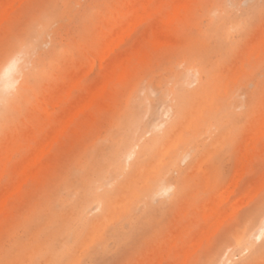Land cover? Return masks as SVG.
<instances>
[{"label": "rangeland", "instance_id": "1", "mask_svg": "<svg viewBox=\"0 0 264 264\" xmlns=\"http://www.w3.org/2000/svg\"><path fill=\"white\" fill-rule=\"evenodd\" d=\"M145 1L0 0V66L27 61L0 117V264H264L244 234L264 215V0ZM127 130L161 136L138 166L111 162Z\"/></svg>", "mask_w": 264, "mask_h": 264}, {"label": "bare ground", "instance_id": "2", "mask_svg": "<svg viewBox=\"0 0 264 264\" xmlns=\"http://www.w3.org/2000/svg\"><path fill=\"white\" fill-rule=\"evenodd\" d=\"M14 1H16V0H13V2H11V4H12V6H13V3H14ZM142 1V0H141ZM151 0H149V1H145L146 3L147 2H150ZM18 2H20V1H18ZM137 2V1H136ZM123 3H125V2H123ZM142 3V2H141ZM11 4H9V5H11ZM138 4V3H137ZM8 5V6H9ZM142 5H143V3H142ZM10 7L11 9H13V7ZM130 6V5H129ZM146 7V6H145ZM3 10H5V9H3ZM175 11H176V13L178 12V6H176V8L174 9ZM91 11V10H90ZM144 11V10H143ZM2 12V11H1ZM5 13V12H4ZM4 13H3V15H4ZM146 13V12H145ZM149 14H151L150 12H149ZM3 15H1V18H2V16ZM136 15V14H135ZM138 16H139V14H138ZM140 16L141 17H143L142 16V13L140 14ZM135 17V16H134ZM133 17V18H134ZM0 18V19H1ZM7 18V17H6ZM132 18V19H133ZM3 19H5V18H3ZM116 19V18H115ZM123 19V18H122ZM121 19V20H122ZM126 19V18H125ZM129 19V18H128ZM2 20V19H1ZM155 20V19H154ZM123 21H124V19H123ZM128 21H130V20H128ZM135 21H136V18H135ZM134 20H132V22H135ZM139 21V20H138ZM143 21H145V19H143ZM126 22V21H125ZM131 22V23H132ZM133 24V23H132ZM135 24H136V22H135ZM134 24V25H135ZM131 25V24H130ZM124 26H126V27H123L124 29L122 30V32L124 33L126 30H128L127 29V24H125ZM132 26V25H131ZM136 26V25H135ZM174 27H175V25H173ZM41 27V26H40ZM126 28V29H125ZM130 28V27H129ZM132 29H134V27H132ZM133 31V30H132ZM119 32H120V30H119ZM122 32H120V33H122ZM127 32V31H126ZM115 33H116V31H115ZM122 33V34H123ZM160 33V32H159ZM127 34H129V33H127ZM116 35H118V34H116ZM119 36H121L122 37V35L120 34ZM119 36H118V38H119ZM160 36H161V33H160ZM111 37V36H110ZM113 38H116V37H113ZM112 37H111V39H113ZM117 38V39H118ZM168 38V37H167ZM166 37H165V39H167ZM121 39H123L124 40V38L122 37V38H120V39H118V40H121ZM108 40V39H107ZM117 40V41H118ZM145 40V39H144ZM114 41H116V40H114ZM115 42L117 45H118V43H119V41L118 42ZM109 42H110V39H109ZM108 42V43H109ZM113 42V41H112ZM107 43V42H106ZM108 43H107V45L106 46H108ZM104 44V43H103ZM110 44H111V42H110ZM109 44V45H110ZM113 44V43H112ZM114 45V44H113ZM112 45V46H113ZM111 46V49H113L114 47H112ZM115 46V45H114ZM110 47V46H109ZM255 47V46H254ZM104 49H105V46H104ZM104 49H103V51H104ZM25 50V49H24ZM110 52H111V50H110ZM113 52V51H112ZM23 54V53H22ZM106 54H107V52H106ZM243 54V53H242ZM248 54V53H247ZM104 55H105V53H104ZM109 55V54H108ZM107 55V56H108ZM15 56V58H16V64L11 68V70H9V67H8V63H7V61L11 58V57H14ZM103 56V55H102ZM107 56H103V58L104 57H107ZM244 56V55H243ZM242 58V57H241ZM103 60V59H102ZM25 61V62H24ZM26 60L24 59V57L23 56H20V54H18V53H13V54H11L10 56H8L7 58H6V60L2 63V65L0 66V117H2V114H3V112L7 109V105H9L10 104V102H12L13 100H14V96H16L18 93H20L21 91H22V89H23V87H24V81H22V79H23V68H24V66H25V64H26ZM100 62H101V60H100ZM25 63V64H24ZM95 63V62H94ZM124 63V62H123ZM94 65V64H93ZM96 65V64H95ZM102 66V65H101ZM111 66V65H110ZM124 66V65H123ZM110 71V70H109ZM195 71V70H194ZM233 71V70H232ZM195 73H197V75L195 74ZM195 73H192L191 71H190V68H187V70L183 73L184 74V79L183 80H188V79H191L193 76H198V72L196 71ZM74 78H75V76H74ZM80 78V77H79ZM71 79V78H70ZM82 79V77L80 78V80ZM197 79V78H196ZM195 79V77H194V80H196ZM72 80V79H71ZM108 80H109V78H108ZM105 81V83L104 84H102L103 82L101 81L100 83L101 84H98V85H103L104 86V88H106L105 86H107L106 84L108 83H106V81H107V79L106 80H104ZM199 81V80H198ZM198 81H196V82H198ZM187 82V81H186ZM236 82V81H235ZM194 84V83H193ZM192 84V85H193ZM227 84H228V81H227ZM75 85H76V83H75ZM191 85V86H192ZM68 87H70L69 85H68ZM98 87V86H97ZM100 89V88H99ZM193 89V88H192ZM72 90V89H71ZM95 90V89H94ZM194 90V89H193ZM226 90V89H225ZM14 91H16V95H15V93L13 94L12 92H14ZM41 92V91H40ZM98 92V91H97ZM46 93V92H45ZM10 94H13V96H11ZM96 94V93H95ZM194 94H196V93H194ZM70 95V94H69ZM91 97V96H90ZM95 97V96H94ZM93 97V98H94ZM93 98H90V100L91 99H93ZM167 98H169V97H167ZM88 99H89V97H88ZM233 99V98H232ZM242 99H243V97H242ZM73 101V100H72ZM77 101V100H76ZM76 101H74V102H76ZM86 101H87V99H86ZM85 102V101H84ZM84 102H82V103H84ZM88 102V101H87ZM87 102H86V104H87ZM79 103H80V101H79ZM89 103V102H88ZM91 103H92V100H91ZM91 103H89L88 105H91ZM7 104V105H6ZM85 103H84V105L83 104H81L82 105V107L83 106H85L86 105ZM39 105V104H38ZM45 105V104H44ZM88 105H87V107H88ZM47 106V105H46ZM68 107V106H67ZM81 107V108H82ZM149 107V106H148ZM37 108V107H36ZM35 108V109H36ZM47 108V107H46ZM84 108V107H83ZM82 108V109H83ZM37 110V109H36ZM73 111V110H72ZM71 111V112H72ZM161 112V111H160ZM159 112V113H160ZM73 113V112H72ZM71 114V113H70ZM75 114H76V111H75ZM74 114V115H75ZM77 114H78V111H77ZM63 114H62V112H61V115L60 116H62ZM74 115H72V117L74 116ZM69 116V115H68ZM77 116V115H76ZM69 117H71V116H69ZM71 117V119H73ZM68 120L67 119V117H65L64 118V120ZM70 119V120H71ZM67 122V121H66ZM65 122V123H66ZM66 124H68L69 125V122H67ZM64 126H65V124H64ZM64 126H62L63 127V129H64ZM58 127V126H57ZM65 127H67V126H65ZM154 127V126H153ZM140 127L138 126V129H139ZM155 128H158V127H155ZM16 129V128H15ZM66 129V128H65ZM264 129V128H263ZM62 130V129H61ZM160 130H162V127L160 128ZM21 132H22V130H20ZM62 131H64V130H62ZM133 131H137V129H134ZM133 131H129L128 132V130L127 131H125V133L122 135V137H121V139L116 143V146H115V148H114V150H113V159L111 160V162H114V163H119L120 162V160L121 159H125V162H128V164L130 163V161L132 160V159H134L135 160V162H136V166H138L141 162H143L144 161V157H147V155L148 154H150V153H152L153 152V150H154V148H155V146L157 145V144H159V142H160V139H161V136H155V137H153L152 138V140H151V142L149 143V144H145V145H143L142 147H141V145H140V143H139V139L140 138H142L143 136H141V135H138V137L136 136V134L135 133H133ZM154 131V130H153ZM156 131V130H155ZM48 132H50V131H48ZM59 132V131H58ZM81 132V131H80ZM79 132V133H80ZM138 132V131H137ZM64 133V132H63ZM161 133V132H160ZM21 134V133H20ZM51 134H52V132H51ZM54 134V136H56L55 138H54V140L55 139H57L58 138V135L56 134L55 135V133H53ZM53 134H52V136H53ZM171 138V137H170ZM254 138V137H253ZM9 139V138H8ZM233 139V138H232ZM10 140V139H9ZM12 140V139H11ZM49 140V139H48ZM47 140V141H48ZM53 140V141H54ZM53 141H52V143H53ZM82 141V140H81ZM169 141H171V140H169ZM9 143H10V141H8ZM46 142V141H45ZM43 143L45 146H47L48 144H49V141L47 142V143ZM249 142V141H248ZM51 143V142H50ZM51 143V144H52ZM51 144H50V146H51ZM169 145V144H168ZM173 145V144H172ZM7 146H9L8 144H7ZM44 146V147H45ZM170 146V145H169ZM171 148V147H170ZM50 149V148H49ZM38 150V152L40 153V151L39 150H41L42 151V153L41 154H44L45 153V151H44V149L42 148V149H37ZM167 150H169V149H167ZM255 150V149H254ZM260 151V150H259ZM44 152V153H43ZM257 152V151H256ZM38 153V154H39ZM165 153H167V151L165 152ZM34 155V154H33ZM36 155V154H35ZM31 156H32V154H31ZM248 156V155H247ZM245 157V158H248V157ZM29 158H31V157H28V161L30 160ZM33 158L35 159V156H33ZM41 158V157H40ZM204 157H202V159H203ZM162 159V158H161ZM193 159V158H192ZM249 159V158H248ZM40 160V159H39ZM143 160V161H142ZM186 160V159H185ZM35 161V160H34ZM187 161V160H186ZM33 162V161H32ZM149 162V161H148ZM150 163V162H149ZM148 163V164H149ZM202 163H204V162H202ZM202 163H201V165H202ZM31 163L29 162V165H30ZM128 164H127V166H128ZM192 164V163H191ZM243 164V163H242ZM26 165H28V164H26ZM25 165V166H26ZM19 166V165H18ZM242 167H244V165H241ZM27 167V166H26ZM26 167H25V169H26ZM30 167V166H29ZM242 169H244V168H242ZM241 170V169H240ZM24 171V170H23ZM147 171V170H146ZM26 172V171H25ZM125 172V171H124ZM244 172V171H243ZM236 173H238V171L237 172H235V174ZM241 173V174H240ZM237 175H239V177L241 178V175H242V172L241 171H239V173L237 174ZM24 177V176H23ZM122 177V176H121ZM236 177H238V176H236ZM239 177H238V180H239ZM235 180H236V178H234ZM234 179H233V181H234ZM111 180V179H110ZM107 181V180H106ZM117 181V180H116ZM24 182V181H23ZM96 182V178L94 179V178H90L87 182H86V184L84 185V188L86 189V193H88L87 194V196H86V201H85V203H84V205H83V207L81 208L83 211L85 210V208H87L88 206H89V204L90 203H92V202H96V201H100V198H99V196L97 195V193L95 192L96 191V189L100 186V185H98L97 183H95ZM107 183H108V181H107ZM232 184H230L229 186H231V189H230V187L229 188H227L226 189V191H228L229 193L226 195V198L228 199V195L229 194H231L232 192H233V190H232V187L233 186H236L237 184L235 183V181L234 182H231ZM233 183L235 184V185H233ZM19 186H20V184L22 185V182H20L19 181ZM47 184V183H46ZM106 185V184H105ZM109 185H111V184H108V186ZM233 185V186H232ZM264 185V184H263ZM262 185V186H263ZM18 186V187H19ZM154 187L151 189V192H153L152 194H157V193H160V192H165V191H167V190H169L170 189V185H168V184H166V182H165V179H164V177H160L158 180H157V182H156V184H154L153 185ZM175 186V185H174ZM256 186H258V185H256ZM256 186H254L256 189H257V187ZM110 187V186H109ZM259 187V186H258ZM20 188V187H19ZM18 188V189H19ZM172 188V187H171ZM233 189H234V187H233ZM253 188H251L250 190H252ZM255 189V190H256ZM10 190V189H9ZM230 190H232V191H230ZM254 190V189H253ZM258 191H259V189H257ZM11 191V190H10ZM226 191H223V192H226ZM231 192V193H230ZM251 192V191H250ZM9 192H7V194H8ZM12 193V192H11ZM99 193V192H98ZM252 193H253V191H252ZM251 193V194H252ZM247 194V193H246ZM248 194H249V192H248ZM8 195H10V194H8ZM224 196H225V194H223ZM156 195H154L153 197H155ZM221 197H222V195H220ZM223 196V197H224ZM6 197H8V196H6ZM138 197V196H137ZM152 197V198H153ZM158 197V196H157ZM219 197V196H218ZM155 199V198H154ZM217 199H219V198H217ZM5 200H7L6 198H5ZM2 201V200H1ZM0 201V202H1ZM219 201H220V199H219ZM223 201V200H222ZM222 201H221V203H222ZM2 202H4V200L2 201ZM101 202V201H100ZM100 202H98V206L100 207ZM126 202V201H125ZM213 202H214V200H213ZM219 203V202H218ZM209 205H210V203H209ZM219 205H221L220 203H219ZM208 206V205H207ZM2 208V207H1ZM214 208V207H213ZM230 209H231V207H230ZM98 210V209H97ZM228 210V209H227ZM226 210V211H227ZM95 212V211H94ZM222 212V211H221ZM220 212V214L219 215H217L216 217H218V216H220L221 214H224L223 212L221 213ZM230 214H226L227 216H225V219L228 217V216H230L233 212H229ZM81 216H82V214H80ZM223 216V215H222ZM231 217V216H230ZM220 218H222V217H219V219H218V223H217V225L219 226V225H221V223H223L222 221H221V223L219 224V221L221 220ZM250 218V217H249ZM248 218V219H249ZM215 219V218H214ZM251 219V218H250ZM109 220V219H108ZM216 221V220H215ZM95 223V222H94ZM93 223V224H94ZM212 223H214V225H215V222H212ZM98 224V223H97ZM95 225V224H94ZM99 225V224H98ZM93 226V225H92ZM126 226V225H125ZM209 226V225H208ZM210 227V226H209ZM93 229V228H92ZM217 226H216V231H217ZM90 230V229H89ZM202 230V229H201ZM206 230V229H205ZM237 230H240V229H237ZM236 230V231H237ZM203 231V230H202ZM213 231V230H212ZM243 231V230H242ZM90 232V231H89ZM204 232V231H203ZM91 233H92V231H91ZM178 233V232H177ZM200 232H198V234H199ZM208 233V232H207ZM204 234V233H203ZM212 234V233H211ZM214 234V233H213ZM212 234V235H213ZM244 234H245V236H246V238L248 239V242L249 243H247L246 245H247V249L248 250H254L255 249V247L257 248L258 246H260V244H258V242L260 241L261 242V240L263 239V237H264V215L262 216V217H260V219H257L256 218V220H254L252 223H251V225L249 226V227H247L246 229H245V232H244ZM208 235V234H207ZM199 236V235H198ZM234 236V235H233ZM195 237H197V236H195ZM208 237V236H207ZM232 237V236H231ZM238 237V236H237ZM198 238V240H200L201 238H199V237H197ZM204 239V238H203ZM208 239H209V237H208ZM246 239V240H247ZM202 240V239H201ZM172 241V240H171ZM195 241V238H194V240H193V242ZM242 241V240H241ZM241 241H239V242H241ZM192 242V244H190V245H194L195 244V242L193 243ZM196 243H200L199 241L197 242V240H196ZM195 246H200L199 244L198 245H196L195 244ZM189 247V246H188ZM194 248V247H193ZM196 248V247H195ZM194 248V249H195ZM82 250H83V248H82ZM188 251V250H187ZM196 251V250H195ZM227 252H228V250H227ZM226 252V255L225 254H223L222 252H219V253H217L216 254V257H215V259L212 261V264H215V262L217 261V259L219 260V262L220 263H222V260H223V258L224 259H226V260H230V253L228 252L227 253ZM189 253V252H188ZM140 254V253H139ZM187 254V253H186ZM190 254V253H189ZM228 254V255H227ZM191 255V254H190ZM189 255V256H190ZM186 256V255H185ZM255 256V255H254ZM187 257V256H186ZM231 257H232V254H231ZM185 261H186V258L184 259ZM257 259H255V261H256ZM184 261V262H185ZM214 262V263H213ZM228 262V261H227ZM258 262V261H257ZM169 263H171L172 264V262H169ZM168 264V263H167ZM228 264V263H227Z\"/></svg>", "mask_w": 264, "mask_h": 264}, {"label": "snow or ice", "instance_id": "3", "mask_svg": "<svg viewBox=\"0 0 264 264\" xmlns=\"http://www.w3.org/2000/svg\"><path fill=\"white\" fill-rule=\"evenodd\" d=\"M8 67H9V70H11V68L16 64V58L15 56L14 57H11L8 61ZM261 210L264 211V193L261 194Z\"/></svg>", "mask_w": 264, "mask_h": 264}]
</instances>
